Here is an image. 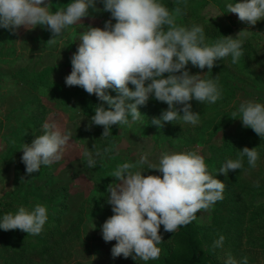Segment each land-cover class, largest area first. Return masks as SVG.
<instances>
[{
    "label": "clouds",
    "instance_id": "clouds-1",
    "mask_svg": "<svg viewBox=\"0 0 264 264\" xmlns=\"http://www.w3.org/2000/svg\"><path fill=\"white\" fill-rule=\"evenodd\" d=\"M181 2L177 0V4ZM96 3L97 0H69L66 7L52 11L45 0H0V29L15 32L20 26L30 29L46 25L53 37L47 43L52 44L70 26L88 16L89 8L95 10ZM99 3L111 19L104 22L103 28L89 26L80 33L65 84L80 86L106 102L107 108L102 103L96 105L90 117L92 124L103 126L101 137H107L113 125H128L129 117L133 122L138 120L142 115L138 106L146 104L150 97L167 104L151 124L163 127L165 122L182 121L196 125L199 113L192 110L190 101L215 103L221 90L215 78L201 79L200 74H190L186 66L191 63L200 69H212L216 61L229 56L231 63L236 64L244 54V30L235 38L222 36L207 43L202 26L176 23L180 7L169 11L161 0ZM225 7L249 25L264 19V0H226ZM129 83L134 89L129 88ZM108 89L117 95H109ZM231 116L238 117L244 127L264 139V102L243 100ZM41 128V134L21 148V161L28 174L59 160L68 139L54 123L45 121ZM109 151V147L103 149V154L85 150L87 165L95 167L97 158L103 160ZM245 158L250 167H255L259 159L257 147H243L237 158L227 159L218 172L226 175L230 170L241 169ZM146 163L147 169H156L162 176L143 175L147 169L141 166ZM111 177L116 183L108 184L106 193L113 214L100 226L102 239L116 241L110 250L114 259L122 255L144 262L159 258L161 225L165 232L174 233L195 219L198 210L222 200L225 187L208 173L204 157L194 151L165 152L156 164L148 163L142 156L136 164H118ZM47 219L45 204L36 203L31 208L21 205L14 212L0 215V229L38 235ZM224 239L220 234L211 247L221 248ZM224 264H247V257L237 261L229 254Z\"/></svg>",
    "mask_w": 264,
    "mask_h": 264
},
{
    "label": "rangeland",
    "instance_id": "rangeland-1",
    "mask_svg": "<svg viewBox=\"0 0 264 264\" xmlns=\"http://www.w3.org/2000/svg\"><path fill=\"white\" fill-rule=\"evenodd\" d=\"M176 1L161 0L163 4L170 5L171 8L167 7L169 11L173 10ZM187 1L193 4L195 14L201 10L204 22L201 25L204 28L209 22L216 23V28L208 34L211 32L220 38L223 28L231 23H234L230 35L233 38L244 30L241 35L244 54L239 61L232 64L229 56L221 59L225 60L224 63L218 60L213 66L215 74L220 73L224 77L222 81L228 85V93L222 95L223 102L217 111L219 115L212 121H198L196 125L185 122L168 125L165 122L163 127H157L151 124V120L159 115L153 114L144 104L138 106L142 114L138 120L133 122L129 117L128 125H113L109 135L101 137L103 126L92 124L90 118L83 114L79 103H61L60 97L56 95L58 89L55 84L72 92L78 88L67 86L65 76L71 72L70 57L80 43V33L87 31L89 26L103 28L104 22L111 19L98 0L95 10L89 8L88 16L70 26L52 44L47 43L53 37L46 25L30 29L20 26L15 32L0 29V212H14L21 205L31 208L36 204V199L44 200L50 213H59L55 220L59 221V229L63 232L61 239L51 243L43 257L23 250L17 241L18 229H0V264H153L161 259L159 256L156 260L144 262L122 255L114 259L110 250L116 241L105 242L100 230L106 218L113 214L106 193L107 185L116 183L115 178L111 177L112 171L123 162L136 164L142 156L152 164L158 163L165 152L194 151L204 157L208 173L221 180L225 187L222 200L214 202L206 210L197 211L192 221L199 229L217 227V235L224 234L229 223L236 220L245 205L249 204L251 196L245 197L242 192H234L230 183L224 181L225 178L218 172L221 157L218 150L221 149L224 134L225 137L237 134L241 120L232 118L231 114L239 103L248 99L264 102V19L255 25L240 21L236 14L227 12L226 0ZM45 3H49L52 11L64 8L61 0H45ZM128 86L134 89L130 83ZM81 90L77 100H89L92 96L98 104L108 107L95 94L87 93L82 87ZM58 91L64 92L62 89ZM106 91L109 95H117L111 89ZM232 93L233 102L230 105L227 103ZM27 104H30L28 108L31 110L43 108V122L54 123L68 136L61 149L60 159L48 166H41L38 172L32 174L26 173L21 161V148L24 143L30 144L35 135L41 134V126L27 137V141L9 147L27 117L23 109ZM96 105L89 103L90 112L94 113ZM204 106L208 108L210 104L204 103ZM36 114L38 119L39 113ZM213 130H217L218 136L207 140L208 133ZM176 137L186 143L181 145L175 141ZM97 140H102L103 148L109 147L110 151L104 154L103 160L97 158L95 167H89L84 152L97 151ZM9 148L13 152L17 151L16 155L1 159ZM100 151L103 154V149ZM141 167L147 169V163ZM103 171L107 179H103ZM37 174H41L40 179L35 178ZM142 174L162 176L156 169H147ZM39 186L40 189L37 188ZM257 202L264 203V197ZM27 239L33 242L34 238L27 234ZM54 248L60 250L53 260L43 262V258L51 254ZM247 252V264H264L263 252ZM226 258L221 259L223 264ZM235 259L240 261L241 257L238 255Z\"/></svg>",
    "mask_w": 264,
    "mask_h": 264
},
{
    "label": "trees",
    "instance_id": "trees-1",
    "mask_svg": "<svg viewBox=\"0 0 264 264\" xmlns=\"http://www.w3.org/2000/svg\"><path fill=\"white\" fill-rule=\"evenodd\" d=\"M61 2L63 3V6L66 7L69 0H61ZM164 5L171 8L170 5ZM176 7H180L181 9L180 14L176 18V23L178 25L191 27L192 25L202 26L201 24L204 23L203 17L201 16V10L195 14L193 4H189L187 0H182L180 4H177L176 1V3L173 5V9ZM106 14L110 16L109 12H106ZM206 25L207 27L205 28L202 26L205 33L206 42L212 43L216 39H219L218 35H214V33L211 32L209 34L207 33L210 30L216 28V23L212 21ZM233 27L234 23L228 24L223 28L221 35L230 36L232 34ZM224 62L225 60H221V64ZM186 68L190 74H200L201 79L215 78L218 83V86L221 90V97L217 100V102L210 104L208 108L204 106V103L207 102L198 103V105L193 101H190L192 110L199 113V121H212L219 115L217 111L220 110V103L223 102L222 95L228 93V85L222 81L224 77H222L220 73L215 74L216 69L214 67L212 69H208L207 67L200 69L198 67L192 66L191 63H189ZM164 75L167 76V73ZM55 85L58 90L62 89L64 91L60 92L56 90V95L60 97L61 103L68 105L76 101L81 105L83 114L86 117L90 118L92 115H94V113L90 112L89 103L98 105L96 101L97 99L91 96L89 100L85 98L77 100L82 93L80 86H78V88L72 92L64 90L62 85ZM231 102H233V93L228 99L227 104L231 105ZM146 104L148 109L156 115H160L161 111L167 108L166 103L157 101L151 97L146 102ZM28 105L30 104H27L23 108L24 112L27 114L23 126L16 131V138L9 143V147H11L12 144L17 145L21 141H27V139L32 135L33 131L37 130L42 125L44 117L43 108L31 110L28 108ZM36 113H39L38 119ZM227 117L231 118L230 116ZM173 122L184 123L182 121ZM166 123L168 125L171 124V122ZM180 127L182 126H178V128ZM184 128L187 129L190 127ZM237 128L238 130L236 135L225 137V134L223 133L224 135L222 137L224 138L221 149L218 150L221 152V157L219 159L220 166L227 159H236L239 151L245 146L249 148L257 147L259 159L255 167H250L247 164V160L245 158L243 161V167L241 169L230 170L228 174L223 175L220 173V175L222 178H225L224 181H228L230 183L234 192H242L245 197L251 196L249 204L245 205L244 210L238 215L237 219L230 222L226 227L223 234L225 239L221 248L213 249L211 247L213 240L217 239L219 235H217V227H206L199 229L194 225V222L191 221L187 225L178 227L174 233L166 232V234H164L165 231L163 229V225H161L159 234L162 235V242L160 245H158L161 249L159 255L161 256V259L154 261L153 264H223L221 259L227 257L229 254L234 258L238 255L242 258L247 257V251L250 250H258L259 252L264 253V203L257 202L259 199L264 197V139H261L251 128L242 126L241 121ZM216 131L217 130H213L209 132L207 140L217 137L218 133ZM175 141H179L181 145L186 143L185 140L181 139L180 137H176ZM95 146L99 151L100 149H104L102 140H97ZM16 152L11 151L9 148L8 152L4 154L1 159L12 158V156L16 155ZM96 168H98V166ZM101 175L104 177L103 179L108 178L105 176V171L101 172ZM35 178L40 179L41 174H37ZM37 188L40 189V186ZM36 203H42L46 205L47 202L36 199ZM60 212H62V210H60ZM5 213L6 212L1 211L0 215ZM58 214L59 213H50L48 210V219L43 226L42 232L38 235H31L32 238H34L33 242H29L27 239V233L19 230L17 241L23 250H28L32 254H40L43 256V253L49 249L51 243L61 239L63 232L59 229V221L55 220V217L58 216ZM244 239L246 241H244ZM58 250L60 249L55 250L54 248L51 251V254L43 258V262L52 261L54 255L59 252Z\"/></svg>",
    "mask_w": 264,
    "mask_h": 264
}]
</instances>
